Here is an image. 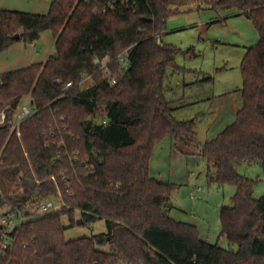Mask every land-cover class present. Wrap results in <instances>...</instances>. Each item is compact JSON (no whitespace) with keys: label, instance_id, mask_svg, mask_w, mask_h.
Here are the masks:
<instances>
[{"label":"trees","instance_id":"obj_1","mask_svg":"<svg viewBox=\"0 0 264 264\" xmlns=\"http://www.w3.org/2000/svg\"><path fill=\"white\" fill-rule=\"evenodd\" d=\"M195 1L53 0L46 15L0 9V53L19 41L34 44L47 30L56 47L45 63L0 76V111L26 98L34 108L18 131L0 129V202L26 210L51 196L61 201L46 214L26 210L27 220L7 235L0 227V264H264V195L255 199L256 181L237 171L243 163L264 171V0H202L236 10L259 34L242 61L235 121L197 147L209 181L236 188L233 205L221 210V237L231 247L204 241L194 224L173 218L176 185L150 173L154 147L166 137L197 142L196 120H177L165 97L179 51L159 41L168 19ZM127 49L130 69L111 86L94 60ZM12 185L22 191L12 194ZM65 217L71 226L104 220L107 231L67 240ZM5 239L11 244L2 249Z\"/></svg>","mask_w":264,"mask_h":264},{"label":"rangeland","instance_id":"obj_2","mask_svg":"<svg viewBox=\"0 0 264 264\" xmlns=\"http://www.w3.org/2000/svg\"><path fill=\"white\" fill-rule=\"evenodd\" d=\"M52 1L0 0V9L46 15ZM189 8L192 11L168 19L166 31L159 41L179 51L175 60L177 68L169 69L165 78V97L175 108L173 115L177 120H196L197 142L192 144L166 137L154 147L150 173L161 182L176 185L172 197L173 218L194 224L204 241L230 248L227 238L221 237V210L233 205L236 188L209 181L207 160L197 147L216 138L235 121L242 108V61L247 49L258 43L259 34L254 24L234 9L216 11L206 7L202 0L195 1ZM55 55L53 33L44 31L34 44L19 41L0 53V76L35 63H45ZM27 101L30 98L24 99L23 103ZM237 171L256 181L254 198H261L264 195V171L260 164L243 163ZM21 191L14 185L10 189L14 195ZM49 198L56 201L58 208L61 206L59 197ZM26 210L37 213L30 204ZM80 221L81 214L76 212L75 222ZM63 224L67 240L107 231L104 220L89 226H71L65 217ZM101 249L110 248L104 246Z\"/></svg>","mask_w":264,"mask_h":264},{"label":"built area","instance_id":"obj_3","mask_svg":"<svg viewBox=\"0 0 264 264\" xmlns=\"http://www.w3.org/2000/svg\"><path fill=\"white\" fill-rule=\"evenodd\" d=\"M112 1L114 0H108L110 6ZM130 52L131 50L127 49L115 57L105 55L94 60L97 72L111 86L118 83L117 77L119 75L124 74L130 69ZM91 82V75L86 76L81 82L82 89H88ZM72 87L73 83L70 82L64 87V90ZM33 114L34 108L30 101L21 103L17 105L16 108H13L10 105L6 106L0 111V129L5 128L13 132L18 131L21 124L30 119ZM103 123L106 124L107 121L104 120ZM57 209L58 205L56 204V201L50 198L40 201L36 206V212L38 214H46ZM28 216V211L15 208L7 202L4 204H1L0 202V227L3 228L5 235L13 232L16 228L21 226V224L27 220ZM10 244L11 242L9 239H5L2 242L1 247L2 249H6Z\"/></svg>","mask_w":264,"mask_h":264},{"label":"water","instance_id":"obj_4","mask_svg":"<svg viewBox=\"0 0 264 264\" xmlns=\"http://www.w3.org/2000/svg\"><path fill=\"white\" fill-rule=\"evenodd\" d=\"M146 21H151V20H146ZM16 105V104H15Z\"/></svg>","mask_w":264,"mask_h":264},{"label":"crops","instance_id":"obj_5","mask_svg":"<svg viewBox=\"0 0 264 264\" xmlns=\"http://www.w3.org/2000/svg\"><path fill=\"white\" fill-rule=\"evenodd\" d=\"M238 15H240V14H238Z\"/></svg>","mask_w":264,"mask_h":264}]
</instances>
